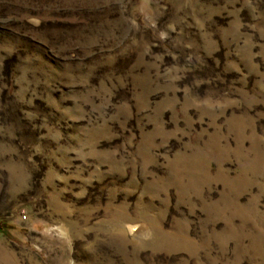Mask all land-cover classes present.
I'll use <instances>...</instances> for the list:
<instances>
[{"label":"rangeland","instance_id":"rangeland-1","mask_svg":"<svg viewBox=\"0 0 264 264\" xmlns=\"http://www.w3.org/2000/svg\"><path fill=\"white\" fill-rule=\"evenodd\" d=\"M0 264H264V0H0Z\"/></svg>","mask_w":264,"mask_h":264},{"label":"trees","instance_id":"trees-1","mask_svg":"<svg viewBox=\"0 0 264 264\" xmlns=\"http://www.w3.org/2000/svg\"><path fill=\"white\" fill-rule=\"evenodd\" d=\"M6 228L7 226L5 225V223L0 222V230L5 231Z\"/></svg>","mask_w":264,"mask_h":264}]
</instances>
